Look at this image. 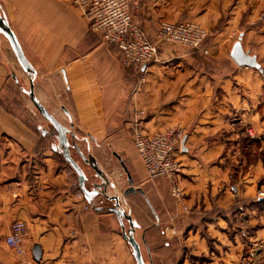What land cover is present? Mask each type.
<instances>
[{"label":"crops","instance_id":"crops-1","mask_svg":"<svg viewBox=\"0 0 264 264\" xmlns=\"http://www.w3.org/2000/svg\"><path fill=\"white\" fill-rule=\"evenodd\" d=\"M257 1L264 9V0ZM0 4L37 71L36 97L73 131L69 141L90 155L121 193L130 187L122 161L134 187L143 189L126 198L140 224L136 237L148 264H264V197L258 196L264 161L255 158V138L241 132L244 125L257 128L258 121L264 131L258 116L264 79L230 56L234 15L221 31L211 26L203 44L207 53L161 52L139 72L123 64L117 46L93 32L71 0ZM133 12L156 41L157 10L150 6L145 12L143 1L134 0ZM247 38L245 50L257 54L264 68V45L257 48ZM30 87V76L0 34V264H17L6 244L15 221L27 224L24 258L33 264H128L132 249L117 215L87 208L85 196L79 197L78 174L60 150L57 131L25 92ZM139 110L148 113V133L184 130L185 147L178 151L181 199L172 195L171 180L148 178L133 140ZM233 147L240 160L231 155ZM70 151L92 188L99 182L94 169L76 148ZM106 154L120 162L113 170L106 167ZM96 199L104 207L113 204ZM35 243L43 250L39 262L32 252Z\"/></svg>","mask_w":264,"mask_h":264},{"label":"built area","instance_id":"built-area-1","mask_svg":"<svg viewBox=\"0 0 264 264\" xmlns=\"http://www.w3.org/2000/svg\"><path fill=\"white\" fill-rule=\"evenodd\" d=\"M90 22L91 29L120 51L125 66L139 72L159 60L158 47L143 28L133 19V0H71ZM208 36V31L199 23L188 21L173 23L161 21L158 38L161 41L181 44L199 49ZM141 80H144L142 76ZM148 113L139 110L133 121V140L149 179L165 178L173 182L171 192L181 199L183 190L177 183L183 164L178 151L183 149L184 130L170 127L148 133L145 128ZM84 198L83 194L79 195ZM87 208L92 205L86 206ZM27 224L15 221L6 237V244L16 253L27 250L25 240ZM75 264V263H65Z\"/></svg>","mask_w":264,"mask_h":264},{"label":"water","instance_id":"water-1","mask_svg":"<svg viewBox=\"0 0 264 264\" xmlns=\"http://www.w3.org/2000/svg\"><path fill=\"white\" fill-rule=\"evenodd\" d=\"M0 34L5 36L10 43L21 67L23 70L28 73L30 76L31 87L29 90H25V92L30 96L32 102L42 115V117L50 123L53 128L57 131V139L59 142V147L61 152L63 153L66 160L72 165L79 177V183L81 190L90 205L94 209L102 210L108 209L109 211L115 213L120 221L121 229L123 232V236L130 245L132 249V254L136 260V264H148L144 258L143 250L140 242L136 237L137 230L140 228V224L133 217L131 209L128 206L127 196L131 193H135L140 191L144 193L142 188L134 187V180L129 173L127 167L123 163V167L128 175V181L130 187L121 193L115 182L112 181L105 173V171L99 166L97 162H95L90 155H85L79 146L74 142L71 143L68 139V134L71 133L73 135V131L59 122L56 116L45 107L39 99L36 97L34 93V79L37 75V71L32 65V63L28 60L27 56L24 53V50L16 36L14 30L12 29L8 18L3 12L2 6L0 4ZM243 36L244 33H241L238 40L235 41L231 51L230 56L232 59L240 66H247L254 69H257L260 73L264 75V68L261 65L257 54L251 53L250 50H245L243 45ZM69 116V112L66 111ZM47 131L45 130L44 133ZM74 136V135H73ZM186 135L183 137L182 145L185 147ZM71 148H76L83 160L89 164L95 171V176L99 180V182H95L92 188L87 187L88 176L85 171L81 167V165L72 157ZM113 192V193H111ZM102 196L105 199L113 202L112 205L108 207H104L100 201L96 198ZM128 223V225L126 224ZM32 252L36 261H41L43 256V250L39 243H35L32 247Z\"/></svg>","mask_w":264,"mask_h":264},{"label":"rangeland","instance_id":"rangeland-1","mask_svg":"<svg viewBox=\"0 0 264 264\" xmlns=\"http://www.w3.org/2000/svg\"><path fill=\"white\" fill-rule=\"evenodd\" d=\"M134 1V0H133ZM143 7L145 12H148L149 7H153L154 10H157V13L160 14L159 20L156 21V30L158 35V29L161 21H170V22H188L193 21L202 25L207 31L208 36L205 41H207L208 37L211 35V26L212 31H221L227 27L230 23V19L232 20L233 15L235 16V26L231 28L230 37L232 41L235 42L238 40L241 33H245V41L251 38L252 43L255 44L257 48L262 47L264 45V9L257 8V3H254L255 0H142ZM256 2H258L256 0ZM133 12V10H132ZM136 13L133 12V19L136 23H138L142 28V20L136 17ZM139 16V15H138ZM87 19V18H86ZM90 23V22H89ZM91 27V26H90ZM145 33L146 30L143 28ZM95 32L94 30H92ZM97 33V32H96ZM148 35V34H147ZM150 38V37H149ZM151 39V38H150ZM152 40V39H151ZM153 41V40H152ZM204 41V42H205ZM262 41V42H261ZM156 43L158 47V53L161 52H183L188 50H198L203 53H207L208 51L203 48V45L199 49H192L181 44L161 41L158 36L157 40L153 41ZM259 77L264 79V75L260 72H257ZM264 103V102H263ZM260 115V119H264V104H262L258 108V116ZM237 121V120H236ZM259 121L257 123V128L248 127V125H244L241 127V132L247 133L251 138H255L256 140V150L257 156L256 159H263L264 161V151L260 152V147L264 140V131L260 130ZM170 128V127H169ZM179 128V127H178ZM240 128L238 129V131ZM253 133L255 134L253 136ZM235 145V144H234ZM241 148V147H240ZM239 148V149H240ZM231 155L233 158L240 160L241 152L237 150V147H233ZM242 151V149H240ZM260 152V153H259ZM259 154L261 156H259ZM106 159H108V163L106 167L109 170H113L115 165H119V160L114 157L106 154ZM104 160V159H103ZM253 160V159H252ZM105 162V161H104ZM104 165H106L104 163ZM258 196L264 197V189L258 190ZM115 228L119 227L115 223ZM128 225V224H127ZM27 236V235H26ZM121 238V237H120ZM25 244L27 245V241L25 240ZM114 247H117L114 245ZM119 247V245H118ZM123 247L126 246V242H123ZM11 249V248H10ZM127 249V248H126ZM130 249V248H129ZM14 251L13 249H11ZM27 251V250H26ZM15 252V251H14ZM16 253V252H15ZM25 253L18 254L17 264H33L30 260L25 259ZM129 262L128 264H136L135 259L131 255L130 250L127 252Z\"/></svg>","mask_w":264,"mask_h":264},{"label":"trees","instance_id":"trees-1","mask_svg":"<svg viewBox=\"0 0 264 264\" xmlns=\"http://www.w3.org/2000/svg\"><path fill=\"white\" fill-rule=\"evenodd\" d=\"M204 44V43H203Z\"/></svg>","mask_w":264,"mask_h":264}]
</instances>
